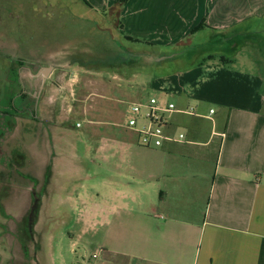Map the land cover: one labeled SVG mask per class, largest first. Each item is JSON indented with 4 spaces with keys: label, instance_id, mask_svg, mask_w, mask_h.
I'll return each mask as SVG.
<instances>
[{
    "label": "crops",
    "instance_id": "crops-1",
    "mask_svg": "<svg viewBox=\"0 0 264 264\" xmlns=\"http://www.w3.org/2000/svg\"><path fill=\"white\" fill-rule=\"evenodd\" d=\"M87 1L101 14L118 6L114 36L134 66L145 57L173 65L144 72L123 61L101 75L51 51L21 53L29 89L18 79L12 85L7 64L0 146L8 147L17 120L27 117L26 158L52 148L56 160L82 161L86 153L64 149H105L104 204L128 219L107 225L116 257L102 264H264V0ZM181 53L188 63H176ZM150 97L194 109L167 114L165 134L178 138L175 127L183 125L186 141L138 144L128 121L133 105ZM72 117L89 122L71 124ZM190 145L207 151L194 154ZM118 148L125 150L120 158L112 151Z\"/></svg>",
    "mask_w": 264,
    "mask_h": 264
},
{
    "label": "rangeland",
    "instance_id": "rangeland-1",
    "mask_svg": "<svg viewBox=\"0 0 264 264\" xmlns=\"http://www.w3.org/2000/svg\"><path fill=\"white\" fill-rule=\"evenodd\" d=\"M88 3L89 6L82 0H0V98L7 96L3 90L8 89L3 84L7 64H12L8 75L12 85L18 79L23 92L29 89L25 66H19L23 62L17 60L21 53L32 51L34 56H42L43 50L51 51L59 59L64 55L78 60L101 75H107L102 71L112 62L121 64L115 54L108 53L120 43L114 36L119 27L118 6L101 14L92 1ZM178 55L183 59L176 63L189 62L188 53ZM153 60L145 57L139 66L129 64L132 67L129 70L156 72L155 66L173 65L170 59L159 64ZM20 101L18 98L19 105ZM133 102L136 101L130 99L128 105ZM8 104L6 98L0 109ZM178 117L188 124L195 120L189 115ZM77 122L86 126L89 117L70 119L71 124ZM32 127L30 119L20 118L8 147L0 146V264L109 263L116 257L108 251L115 234L107 225L128 217L125 212H113L104 204L105 149L85 146L64 149L69 153L75 150L86 153L88 157L82 161L56 160L52 148L46 149V157L26 158L22 153L28 149ZM1 130L0 127V137ZM175 131L178 136L185 135L183 141L188 139V127L177 125ZM190 147L194 154L207 151L199 145ZM112 151L117 158L125 154L121 148ZM19 152V159L12 162V156ZM97 202L104 205L98 206ZM117 264L122 263L119 260Z\"/></svg>",
    "mask_w": 264,
    "mask_h": 264
},
{
    "label": "built area",
    "instance_id": "built-area-1",
    "mask_svg": "<svg viewBox=\"0 0 264 264\" xmlns=\"http://www.w3.org/2000/svg\"><path fill=\"white\" fill-rule=\"evenodd\" d=\"M175 111L194 114L193 108L188 109V111L179 110L174 103H164L156 97H150L146 102L133 105L132 116L128 124L136 130L138 141L142 146L160 147L166 140L181 141L185 138L182 133L175 139L165 134L167 114ZM213 112L214 110L212 109L211 113ZM77 125L79 126L80 123Z\"/></svg>",
    "mask_w": 264,
    "mask_h": 264
},
{
    "label": "trees",
    "instance_id": "trees-1",
    "mask_svg": "<svg viewBox=\"0 0 264 264\" xmlns=\"http://www.w3.org/2000/svg\"><path fill=\"white\" fill-rule=\"evenodd\" d=\"M86 5H88L89 6V3H88V1L87 0H82ZM125 2H127V0H119V3L120 4H123V3H125ZM128 38V37H127ZM124 49V50H123ZM108 53L109 54H111V55H116L115 57H116V59H119V61H117V62H125V63H127V64H133V63H136L137 62V60H136V58H133V57H127V55L125 54L126 53V51H125V48L123 47V46H121L120 45V47H119V45H117V47H116V49H109V51H108ZM112 64H113V62H112Z\"/></svg>",
    "mask_w": 264,
    "mask_h": 264
}]
</instances>
